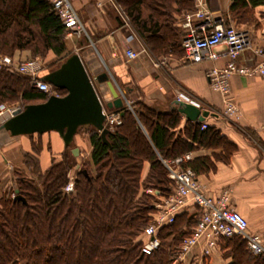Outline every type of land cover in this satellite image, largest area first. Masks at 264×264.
Masks as SVG:
<instances>
[{
	"label": "trees",
	"instance_id": "obj_1",
	"mask_svg": "<svg viewBox=\"0 0 264 264\" xmlns=\"http://www.w3.org/2000/svg\"><path fill=\"white\" fill-rule=\"evenodd\" d=\"M114 1L153 55L183 53L176 24L192 11L193 0ZM231 1L230 15L236 20L248 19L254 8L264 5V0ZM65 35L47 0H0L1 56L13 59L16 53L28 52L33 58H55L44 75L70 56ZM30 82L27 75L1 69L0 104L17 103L23 109L44 102L46 95ZM54 90L59 96L65 94ZM122 91L130 109L123 106L120 124L113 130L104 124V140L91 126L77 130L76 135L82 131L88 135L91 151L86 162L71 154L73 143L53 157L44 171L37 158L40 145L34 144L32 153L24 156L30 176H18L14 192L22 199L0 198V264H172L176 259L200 217L196 206L179 211L172 223L158 229L157 248L149 254L142 251L155 204L173 192L163 161L202 148L219 150L212 158L227 162L236 147L205 121L185 120L182 125L178 104L161 111L143 101H130ZM80 163L72 192H65L70 172ZM181 168L190 169L197 178L214 171L215 163L202 156ZM215 249L229 264H264V257L250 254L237 236L220 238ZM209 258L203 264H209Z\"/></svg>",
	"mask_w": 264,
	"mask_h": 264
},
{
	"label": "crops",
	"instance_id": "obj_2",
	"mask_svg": "<svg viewBox=\"0 0 264 264\" xmlns=\"http://www.w3.org/2000/svg\"><path fill=\"white\" fill-rule=\"evenodd\" d=\"M69 2L77 12L85 33L72 35L70 41L67 39L68 54L80 56L93 80L105 73L124 98L122 90L130 101H143L161 111L173 107L177 94L185 92L199 103L202 111L209 112L204 120L206 124L219 130L235 145L236 151L227 162L212 158L220 153L219 150L201 148L190 153L189 159L209 156L215 163L214 171L199 175L196 180L204 196L214 202L220 196H226L227 206L247 220L249 232L264 239V80L234 76L229 81L228 94L223 96L211 90L206 72L212 67L223 66L225 60L185 62L183 53L155 56L138 36L126 44L125 39L131 31L122 21L118 11V7H121L114 0ZM231 2L208 0L211 17L215 21L223 20L226 25L247 31L253 46L264 49V5L254 8L248 19L236 20L230 15ZM183 21L184 17L176 24L182 39L186 34ZM127 47L138 53V58L128 61L125 57ZM221 49L224 48H217ZM27 57V52L16 53L13 60L17 64L26 61ZM237 61L242 66H251L255 59L246 51ZM99 90L103 100L110 101L106 86L100 85ZM226 101L232 102L240 110L239 123H231L224 118L222 112ZM185 120L183 118L182 125ZM34 144L41 146L37 158L42 171L48 168L53 157L59 156L65 149L55 132L12 137L8 132L0 130V198L15 191L19 175L25 173L30 176L23 161L26 154L32 153ZM73 145L78 149L79 156L85 153L86 160L89 159L91 147L87 134L74 135ZM147 169L145 165L143 176ZM188 210L190 212L192 209ZM200 253V248L196 247L190 257H199ZM223 258L222 252L215 249L210 255L209 264L230 263L229 259ZM195 261V258H188V262Z\"/></svg>",
	"mask_w": 264,
	"mask_h": 264
},
{
	"label": "built area",
	"instance_id": "obj_3",
	"mask_svg": "<svg viewBox=\"0 0 264 264\" xmlns=\"http://www.w3.org/2000/svg\"><path fill=\"white\" fill-rule=\"evenodd\" d=\"M47 1L66 29V39H70L72 35L80 36L85 33L84 26L69 0ZM207 6L208 0H193L192 11L184 16L183 28L186 29V34L181 43L183 60L185 62L225 60L223 66L212 67L206 72L211 90L223 96L228 94L229 81L234 76L258 77L264 80L263 47L253 46L247 31L226 25L223 20L215 21ZM118 11L122 21L131 31V34L125 39L126 44H129L137 35L128 24L129 20L123 10L118 7ZM221 46L224 49L217 50ZM246 51H249L255 59L251 66L238 64L237 60ZM138 56V53L133 52L129 47L126 48L125 57L128 61L135 60ZM3 68H10L29 76L31 87L45 94L47 98L50 96L60 97L51 85L41 79L42 70L39 61L29 59L16 64L11 57L0 54V70ZM175 101L201 109L199 103L185 92H179ZM126 107L130 109L128 103ZM17 109L20 108L0 104V126L9 120ZM104 114L106 116L104 121L110 130L120 124L118 111L104 112ZM222 114L231 123H239L241 119L240 110L230 101L225 102ZM201 128L205 129L206 125L203 124ZM189 158L190 155L185 154L174 160L163 161L167 169V178L173 184V192L155 204L154 217L144 230L146 240L143 243L142 251L149 254L157 248L160 243L156 236L158 229L164 224L172 223L179 211L193 205L200 210V217L191 234L184 239L179 247L176 259L172 264H203V259L210 257L220 238L233 236L243 240L246 250L250 254L264 257V239L258 234L249 232L247 220L227 206L226 196H220L215 202L204 196L194 173L188 168H181L183 163L190 160ZM72 190L73 183L69 175V183L64 191L72 192ZM196 247L201 250L200 256L190 257ZM188 258H195L196 261L188 262Z\"/></svg>",
	"mask_w": 264,
	"mask_h": 264
},
{
	"label": "water",
	"instance_id": "obj_4",
	"mask_svg": "<svg viewBox=\"0 0 264 264\" xmlns=\"http://www.w3.org/2000/svg\"><path fill=\"white\" fill-rule=\"evenodd\" d=\"M41 79L53 88L64 91V96H50L42 103L17 109L13 116L0 126L1 131L8 132L12 137L55 132L67 147L73 143L74 135L80 127L91 126L104 140L107 132L104 127V111H120L123 106H127L113 80L105 73L93 80L78 54H70L58 68L47 72ZM100 85L106 86L110 101L103 100ZM176 104L186 120L203 122L209 116L208 111H202L193 105L181 102ZM71 153L77 157L78 149L74 148ZM83 173L86 175L85 171ZM14 192L17 194V190ZM14 198L22 199L15 195Z\"/></svg>",
	"mask_w": 264,
	"mask_h": 264
},
{
	"label": "rangeland",
	"instance_id": "obj_5",
	"mask_svg": "<svg viewBox=\"0 0 264 264\" xmlns=\"http://www.w3.org/2000/svg\"><path fill=\"white\" fill-rule=\"evenodd\" d=\"M69 39V38H68ZM67 40V39H66ZM69 41H70V39H69ZM69 41H67V42H69ZM28 53V52H27ZM29 59H31V60H37V61H39L40 62V66H41V73L40 74H42V72L43 71H49V69L47 68L48 66H49V63H50V61H53V60H55V58H53V57H51V56H48L46 59H40V58H33V57H31V55H29V53H28V57H27V59L26 60H29ZM8 106H10V107H16V108H19L20 107V104H7ZM87 132H85V131H82V133H80V134H86ZM75 147L73 146V149H74ZM77 157H79V159L81 160V161H83V162H86L87 160H86V156H85V153H83V155L81 156H77ZM81 163H80V165H78V166H76L70 173H71V178H72V183H73V178H74V176H75V172H77V170H80L81 169ZM21 176H24V177H29V176H27V174H25V173H23V174H21V175H19V178L21 177ZM7 197H13L14 196V191H10V192H8V194L6 195ZM6 196H4V197H6Z\"/></svg>",
	"mask_w": 264,
	"mask_h": 264
}]
</instances>
